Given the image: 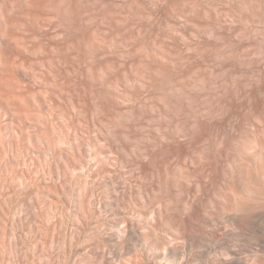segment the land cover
I'll list each match as a JSON object with an SVG mask.
<instances>
[{
  "label": "rangeland",
  "instance_id": "1",
  "mask_svg": "<svg viewBox=\"0 0 264 264\" xmlns=\"http://www.w3.org/2000/svg\"><path fill=\"white\" fill-rule=\"evenodd\" d=\"M0 264H264V0H0Z\"/></svg>",
  "mask_w": 264,
  "mask_h": 264
}]
</instances>
